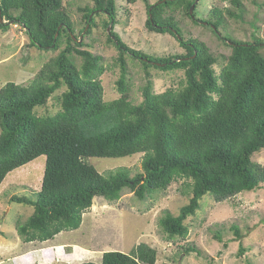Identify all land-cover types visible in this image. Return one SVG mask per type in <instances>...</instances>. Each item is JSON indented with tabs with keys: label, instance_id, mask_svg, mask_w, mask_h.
Returning <instances> with one entry per match:
<instances>
[{
	"label": "trees",
	"instance_id": "16d2710c",
	"mask_svg": "<svg viewBox=\"0 0 264 264\" xmlns=\"http://www.w3.org/2000/svg\"><path fill=\"white\" fill-rule=\"evenodd\" d=\"M91 1L93 6L85 7V26L80 33L90 32L95 14L106 15V26L116 23L115 0ZM144 1L147 28L169 32L186 52L167 57L146 54L129 48L114 31L108 32V39L119 49L116 83L121 95L104 101L98 79L104 71L102 57L79 48L83 42L73 35L62 0H0L1 30L9 23L19 25L30 44L44 50L59 48L65 37L58 55L28 84L10 81L0 87V184L13 169L45 156L40 189L32 197L14 195L10 199L33 207L31 215L16 224L25 242L45 241L61 231L77 229L95 197L116 200L128 188L144 199L179 178L185 180L191 196L178 214L166 211L158 223L168 238H183L188 231L184 220L195 214L204 195L211 194L220 202L264 184V165L251 158L264 148V42L223 36L218 30L222 17L214 9L215 19L204 24L212 26L215 35L231 47L217 72L218 57L203 42L184 38L180 22L165 14L166 9L180 7L198 22L195 12H189L197 2ZM232 1L240 12L225 11L243 19L240 1ZM125 52L139 59L145 70L149 66L182 69L184 84L156 93L147 80L141 89L142 100L131 103L126 95ZM71 53L81 57L80 67L70 58ZM61 85L66 89L56 97L60 110L53 115L36 114L35 107L43 106ZM139 152L143 153V171L135 175L127 167L104 175L87 161L89 157L115 158ZM232 229L236 239L243 236L238 226L232 225ZM215 238L221 240L219 234ZM190 251L199 253L193 247L185 248ZM243 251L239 245L238 254ZM155 260L156 250L142 242L128 253L104 251L100 263L77 264H154Z\"/></svg>",
	"mask_w": 264,
	"mask_h": 264
},
{
	"label": "rangeland",
	"instance_id": "374dc122",
	"mask_svg": "<svg viewBox=\"0 0 264 264\" xmlns=\"http://www.w3.org/2000/svg\"><path fill=\"white\" fill-rule=\"evenodd\" d=\"M158 0H147L153 4ZM195 1V0H194ZM240 19L225 11L240 12L232 0H198L193 9L198 22L193 21L182 8L165 10L175 21L180 22L184 38L203 42L212 54L218 57L214 65L218 72L231 47L218 38L213 29L202 21L214 20L213 10H219L223 25L218 30L223 36L235 40L264 42V0H239ZM116 23L105 25V14H95V24L88 34L80 29L85 26V7L93 6L91 0H62V8L68 15L73 35L82 41L81 49H87L102 57L103 73L98 77L103 88V100L120 97L117 88L120 67L119 49L108 39V31H114L121 41L131 49L158 57L173 56L186 52L178 40L169 32L159 33L146 26L147 3L144 0H115ZM109 28V30L107 29ZM65 39V37H64ZM57 49H39L30 44L23 27L9 23L0 29V87L7 82L28 84L52 58L56 57L65 42ZM264 54V45L261 46ZM222 56V57H221ZM70 58L77 67L82 59L71 53ZM127 65L126 95L131 103L142 100L141 89L147 80L153 91L167 88L178 89L184 84L182 69L163 70L149 66L144 69L139 59L129 52L124 53ZM66 89L61 85L41 107H35L38 115H53L60 110L56 97ZM141 152L123 157H89L88 163L97 171L106 172L117 167H127L131 175L142 173ZM252 160L264 165V148L252 155ZM45 165V156L13 169L0 184V264H77L85 261L101 262L104 251L119 250L125 253L138 243H147L156 250L154 264H264V184L254 191H243L226 200L217 202L211 194L200 199L195 214L184 220L187 235L183 238H168L158 223L166 211L178 214L179 208L188 202L190 189L183 178L170 183L165 190L137 198L124 188L116 200L95 197L92 205L82 213L80 226L75 230H64L45 241L25 242L16 230L17 222H24L33 212L27 204L11 202L14 195L33 196L40 189ZM232 225L238 226L241 234L236 239ZM219 234L221 240L215 235ZM239 245L244 251L238 254ZM186 247L198 250L185 252Z\"/></svg>",
	"mask_w": 264,
	"mask_h": 264
},
{
	"label": "water",
	"instance_id": "95a60500",
	"mask_svg": "<svg viewBox=\"0 0 264 264\" xmlns=\"http://www.w3.org/2000/svg\"><path fill=\"white\" fill-rule=\"evenodd\" d=\"M198 0H195V2H197ZM160 1H157V3H159ZM193 7H194V5H191L190 6V8H189V12L190 13H192V11H193ZM87 28V27H86ZM108 30H109V28H108ZM80 40H81V37H80Z\"/></svg>",
	"mask_w": 264,
	"mask_h": 264
},
{
	"label": "bare ground",
	"instance_id": "6f19581e",
	"mask_svg": "<svg viewBox=\"0 0 264 264\" xmlns=\"http://www.w3.org/2000/svg\"><path fill=\"white\" fill-rule=\"evenodd\" d=\"M107 29H108V28H107ZM108 32H109V31H108ZM109 33H110V32H109ZM80 37H81V35H80ZM80 37H79V38H80Z\"/></svg>",
	"mask_w": 264,
	"mask_h": 264
},
{
	"label": "clouds",
	"instance_id": "9594fccd",
	"mask_svg": "<svg viewBox=\"0 0 264 264\" xmlns=\"http://www.w3.org/2000/svg\"><path fill=\"white\" fill-rule=\"evenodd\" d=\"M202 23H204V21H202ZM87 26V25H86Z\"/></svg>",
	"mask_w": 264,
	"mask_h": 264
}]
</instances>
